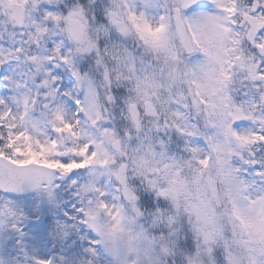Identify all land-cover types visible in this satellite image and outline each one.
I'll use <instances>...</instances> for the list:
<instances>
[{"label": "snow or ice", "instance_id": "6c2138e0", "mask_svg": "<svg viewBox=\"0 0 264 264\" xmlns=\"http://www.w3.org/2000/svg\"><path fill=\"white\" fill-rule=\"evenodd\" d=\"M38 4L0 0V80L14 93L0 95V192L38 200L29 211L0 197V264H100L104 256L110 264H164L169 257L175 264H264V0H122L126 20L109 10L122 35L131 26L147 48L175 65L170 82L179 77L187 86V93L182 88L171 97L179 105L171 139L188 155L167 157L164 167L172 171L166 186L152 179L159 168L147 176L156 205L130 187L127 164L113 167L105 141L80 127L81 117L93 125L103 119L95 89L82 74L88 64L77 67L69 45L82 53L102 46L86 32L84 0H67L58 11L45 5L43 20L34 15ZM5 35L14 47L3 43ZM173 35L195 61L183 71ZM68 74L83 90V98L72 101L74 121L58 102L62 92L68 95ZM109 133L115 134L101 130V136ZM85 135L87 142L79 143ZM114 147L126 155L118 140ZM66 185L74 202L49 235L78 249L75 258L57 245L42 250L29 230L42 222L45 205L62 207L59 193ZM117 201L131 205L135 217ZM145 208L156 209L152 229L134 227ZM182 212L191 228H184L183 239L176 227Z\"/></svg>", "mask_w": 264, "mask_h": 264}, {"label": "clouds", "instance_id": "9594fccd", "mask_svg": "<svg viewBox=\"0 0 264 264\" xmlns=\"http://www.w3.org/2000/svg\"><path fill=\"white\" fill-rule=\"evenodd\" d=\"M76 3L79 4L80 0H76ZM45 5L58 11L62 5H67V0H39L34 15L40 17L41 20H43L42 13ZM83 6L85 8L86 32L94 42L98 45L102 43V46L99 47L98 52L93 50L89 53H82L77 52V46L70 41L69 45L72 49V58L77 61V67L84 63L88 64L87 69L82 74L95 89L103 119L93 125L81 117L82 124L80 127L84 128L88 135L105 141L114 154L116 163L113 167L118 169L120 163L127 164L130 187L138 194L151 195L153 204L156 205L158 198L151 191L147 183V176L159 168V173L152 175V179L158 181L161 186H166L169 173L172 171V169L164 167L168 163L167 157L177 156L179 158L181 154L185 157L188 155L183 152V149L177 152L175 142L171 139L177 123L174 112L179 107L172 101L171 97L180 92L182 88L187 93V86L179 77L174 84L169 81V70L175 65L166 62L162 55H158L147 48L136 36L131 26H129L128 34L122 35L111 24L108 15L109 10L121 13V19L126 20L123 16L122 0H84ZM2 22L0 21V23ZM51 27L54 31L59 32V29L55 28L54 25ZM9 30L15 31V29ZM173 40L176 50L180 54L179 68L183 71L185 63H194L195 61L183 52L175 35H173ZM3 43L8 47L15 46L7 35L4 36ZM10 68L11 66L5 71H10ZM157 84H162L163 87H157ZM7 87L0 80V89ZM64 92L68 95L65 96L62 92L58 102L67 107L68 116L74 121L77 118L75 116L77 110L73 107L72 101L75 98L82 99L83 90L70 79V74L64 77ZM121 92L122 94L117 95ZM13 94V92L7 91L4 95L11 97ZM148 105L154 107L148 108ZM187 111L192 120L196 121L195 113L191 110ZM150 112H155L156 115H151ZM136 121L140 122L139 131ZM164 122L169 125L167 129L164 127ZM157 124H160L159 130H157ZM105 127H110L115 134L109 133L107 136H101V130ZM88 135H85L79 143L87 142ZM180 139L186 138L181 137ZM117 140L126 155L122 156L121 152L115 149L114 142ZM162 140L166 145L164 148L161 147ZM140 145H145V147L140 148ZM147 145H152L155 154L148 149ZM184 175L190 176V173L185 170ZM86 179L87 173H84L81 180L83 182ZM113 185L119 186L114 178ZM71 192L72 190L68 189L66 185L65 189L59 193L62 207L55 208L45 205L42 222L38 225H31L29 230H35L37 240L34 243H37L42 250L47 251L53 245H57L58 250L63 249L66 255L75 258L78 249H69L65 242L58 241L53 235H49V232H55L56 221L64 220L62 212L74 202ZM0 197L22 202L29 211L38 203L34 194L15 196L0 192ZM65 201L68 203H64ZM116 203H124L128 215L135 217L132 206L128 205L126 201H117ZM154 211H156L154 208H145L144 214L137 218V224L134 227L143 225L152 229V213ZM172 214H175L174 210ZM188 219L187 214L183 212L177 217L176 227L181 231V239L184 236V228H188V232H191ZM76 238L78 237H74V239ZM169 260L175 264L176 258H166L164 264H168ZM100 264H110L109 258L104 256Z\"/></svg>", "mask_w": 264, "mask_h": 264}, {"label": "rangeland", "instance_id": "374dc122", "mask_svg": "<svg viewBox=\"0 0 264 264\" xmlns=\"http://www.w3.org/2000/svg\"><path fill=\"white\" fill-rule=\"evenodd\" d=\"M7 92V90L6 89H0V95H3V94H5Z\"/></svg>", "mask_w": 264, "mask_h": 264}]
</instances>
